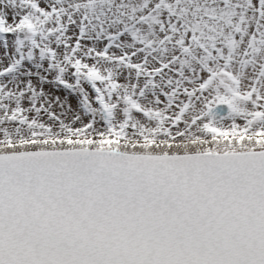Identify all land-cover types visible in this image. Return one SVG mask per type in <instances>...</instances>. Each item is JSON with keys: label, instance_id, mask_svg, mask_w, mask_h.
Returning <instances> with one entry per match:
<instances>
[{"label": "snow or ice", "instance_id": "6c2138e0", "mask_svg": "<svg viewBox=\"0 0 264 264\" xmlns=\"http://www.w3.org/2000/svg\"><path fill=\"white\" fill-rule=\"evenodd\" d=\"M0 264H264V0H0Z\"/></svg>", "mask_w": 264, "mask_h": 264}]
</instances>
